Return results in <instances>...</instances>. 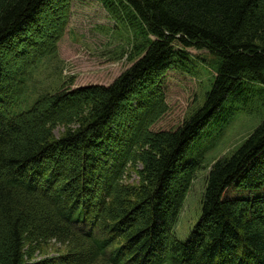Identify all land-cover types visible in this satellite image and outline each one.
Returning a JSON list of instances; mask_svg holds the SVG:
<instances>
[{"label":"trees","instance_id":"obj_1","mask_svg":"<svg viewBox=\"0 0 264 264\" xmlns=\"http://www.w3.org/2000/svg\"><path fill=\"white\" fill-rule=\"evenodd\" d=\"M69 1L0 0V264H264V117L212 164L200 219L176 234L203 169L196 143L264 106V0L107 1L141 39L132 63L111 84H64L23 109ZM190 49L216 75L185 116L188 95L167 98L164 81L191 73ZM52 241L65 253L32 262Z\"/></svg>","mask_w":264,"mask_h":264},{"label":"rangeland","instance_id":"obj_2","mask_svg":"<svg viewBox=\"0 0 264 264\" xmlns=\"http://www.w3.org/2000/svg\"><path fill=\"white\" fill-rule=\"evenodd\" d=\"M107 1L110 0L69 1V9L63 14L67 24L58 41L57 56L38 65L30 82L27 102L23 109L28 108L40 95L54 93L64 84L70 85L73 82L72 88L111 84L132 63L131 59L136 57L141 39L116 16L115 9L113 6L109 7ZM51 17L53 16L46 12L42 23L49 21ZM44 32L42 30L39 36L48 39ZM44 39H39L42 40L39 45L48 41ZM39 49L40 46H34V50ZM188 52L193 59L191 73L175 70L164 81L169 86L164 89L167 98L171 97L174 91H184L188 95L183 112L185 116L203 104L205 94L216 75L212 68L204 63L203 59L208 57L206 52L193 49ZM20 67L21 65L17 69L11 67V76L19 73ZM263 117L264 106L250 105L245 111H239L225 127L205 132L202 139L196 143L194 156L201 158L203 169L197 174L181 213L176 230L179 238L186 239L201 217L202 196L212 164L232 154L257 128ZM63 131L64 128L59 127L56 134L59 135ZM65 251V245L52 241L35 250L32 262L55 257Z\"/></svg>","mask_w":264,"mask_h":264}]
</instances>
